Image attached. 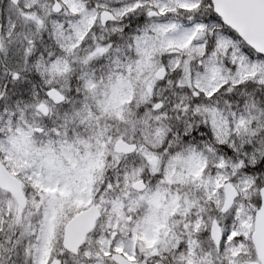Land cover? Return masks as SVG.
<instances>
[{"label": "snow or ice", "instance_id": "6c2138e0", "mask_svg": "<svg viewBox=\"0 0 264 264\" xmlns=\"http://www.w3.org/2000/svg\"><path fill=\"white\" fill-rule=\"evenodd\" d=\"M0 264H264V0H0Z\"/></svg>", "mask_w": 264, "mask_h": 264}]
</instances>
